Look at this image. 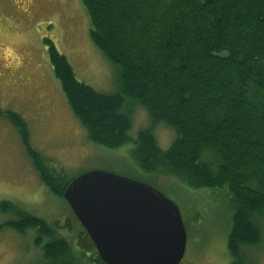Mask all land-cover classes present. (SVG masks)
Returning a JSON list of instances; mask_svg holds the SVG:
<instances>
[{
  "label": "trees",
  "instance_id": "16d2710c",
  "mask_svg": "<svg viewBox=\"0 0 264 264\" xmlns=\"http://www.w3.org/2000/svg\"><path fill=\"white\" fill-rule=\"evenodd\" d=\"M82 2L91 40L118 67L119 90L103 94L80 82L67 58L47 43L55 75L88 138L110 149L133 142L132 157L144 173L226 195L232 212L230 264H245L241 248L259 244L263 231L264 0ZM136 107L146 110L151 126L133 141ZM7 117L47 192L65 200L73 179L66 180L31 147L20 115ZM161 123L176 133L166 151L154 135ZM1 215L0 228L37 231L44 264H81L84 256L105 264L83 227L77 251L59 236L57 225L19 204L0 201Z\"/></svg>",
  "mask_w": 264,
  "mask_h": 264
},
{
  "label": "rangeland",
  "instance_id": "374dc122",
  "mask_svg": "<svg viewBox=\"0 0 264 264\" xmlns=\"http://www.w3.org/2000/svg\"><path fill=\"white\" fill-rule=\"evenodd\" d=\"M90 29L82 0H0V201H12L57 225L59 236L81 251L77 235L82 226L67 201L47 192L7 117L13 112L26 122L31 147L66 180L94 170L111 172L146 183L176 203L188 234L181 264H230L232 212L226 195L189 189L175 177L144 173L132 157L133 142L119 149L97 145L74 115L55 75L47 40L67 58L80 82L114 94L119 90L118 67L93 43ZM150 126L146 110L136 107L130 138L134 141L139 131ZM154 132L163 151L176 137L163 123ZM259 223L260 243L241 248L245 264H264V217ZM36 237L34 229L20 234L0 228V264H44ZM81 264L95 262L84 256Z\"/></svg>",
  "mask_w": 264,
  "mask_h": 264
},
{
  "label": "water",
  "instance_id": "95a60500",
  "mask_svg": "<svg viewBox=\"0 0 264 264\" xmlns=\"http://www.w3.org/2000/svg\"><path fill=\"white\" fill-rule=\"evenodd\" d=\"M64 198L105 264H181L188 234L176 203L154 187L94 170Z\"/></svg>",
  "mask_w": 264,
  "mask_h": 264
}]
</instances>
